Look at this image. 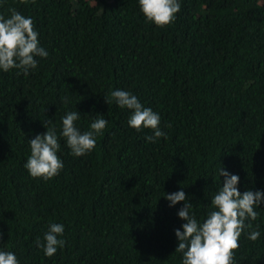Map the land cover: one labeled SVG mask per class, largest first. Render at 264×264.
<instances>
[{"label":"trees","instance_id":"1","mask_svg":"<svg viewBox=\"0 0 264 264\" xmlns=\"http://www.w3.org/2000/svg\"><path fill=\"white\" fill-rule=\"evenodd\" d=\"M33 18L47 58L27 75L0 71V249L19 264H181L175 229L182 189L198 218L223 182L264 191V0H181L174 22H146L137 0H5ZM137 95L160 114L166 137L145 140L129 110L109 104V89ZM66 101V103H65ZM80 112L81 130L108 120L96 146L74 157L60 138L64 167L43 181L23 167L28 139ZM264 207V205H261ZM242 233L235 264H264V208ZM50 222L65 226L52 257Z\"/></svg>","mask_w":264,"mask_h":264},{"label":"clouds","instance_id":"2","mask_svg":"<svg viewBox=\"0 0 264 264\" xmlns=\"http://www.w3.org/2000/svg\"><path fill=\"white\" fill-rule=\"evenodd\" d=\"M4 2L0 0V4ZM137 4L146 22L164 27L176 20L181 0H137ZM8 13L7 16L0 15V71L8 72L14 68L27 75L30 70L37 68V57L47 58L49 53L40 44L39 33L35 30L31 16L11 7ZM104 97L109 104L114 101L119 108L129 110V127L137 132L144 129L151 131L150 135H145L146 141L155 143L158 138L166 137L159 126L160 114L144 106L130 90L109 89ZM60 120L59 137L56 128L48 126L49 120L45 122V132L28 139L30 154L23 167L33 178L48 181L64 167L63 159L58 155L61 151L60 138L70 155L83 156L95 148L97 136L103 134L108 124V120L98 114L86 130H81L77 124L80 112L76 109L66 111ZM218 174L224 177L223 182L211 197V208L199 218L182 189L165 195L169 207L184 202L177 211V216L184 222L174 230L178 240L176 252L181 254V264H235L233 250L239 247L242 233L252 241L261 235L259 226L252 228V221L259 215L258 209L264 208L261 207L264 205V191L257 189L241 193L237 174L222 167ZM64 230L62 223L50 222L44 232L43 242L37 237L35 244L43 249L45 256L52 257L66 243ZM0 264H19V261L14 252L0 249Z\"/></svg>","mask_w":264,"mask_h":264}]
</instances>
